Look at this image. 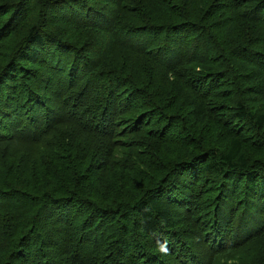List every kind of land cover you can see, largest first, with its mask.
<instances>
[{
    "label": "trees",
    "instance_id": "obj_1",
    "mask_svg": "<svg viewBox=\"0 0 264 264\" xmlns=\"http://www.w3.org/2000/svg\"><path fill=\"white\" fill-rule=\"evenodd\" d=\"M0 264H264V0H0Z\"/></svg>",
    "mask_w": 264,
    "mask_h": 264
},
{
    "label": "rangeland",
    "instance_id": "obj_2",
    "mask_svg": "<svg viewBox=\"0 0 264 264\" xmlns=\"http://www.w3.org/2000/svg\"><path fill=\"white\" fill-rule=\"evenodd\" d=\"M168 151V148L166 147L165 149H164V152H167Z\"/></svg>",
    "mask_w": 264,
    "mask_h": 264
}]
</instances>
